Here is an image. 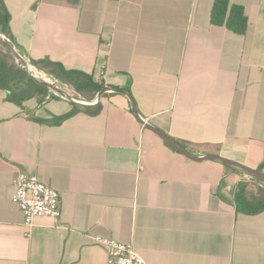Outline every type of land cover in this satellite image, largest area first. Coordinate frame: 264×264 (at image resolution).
Listing matches in <instances>:
<instances>
[{
	"label": "crops",
	"instance_id": "obj_1",
	"mask_svg": "<svg viewBox=\"0 0 264 264\" xmlns=\"http://www.w3.org/2000/svg\"><path fill=\"white\" fill-rule=\"evenodd\" d=\"M1 2L30 62L125 90L192 153L264 174V0H231L248 18L241 36L211 24L213 0ZM47 96L19 107L0 89V264H107L94 235L132 244L146 264H264V210L234 199L245 173L171 149L125 95L105 92L95 115ZM19 172L59 193L58 219L24 226Z\"/></svg>",
	"mask_w": 264,
	"mask_h": 264
},
{
	"label": "trees",
	"instance_id": "obj_2",
	"mask_svg": "<svg viewBox=\"0 0 264 264\" xmlns=\"http://www.w3.org/2000/svg\"><path fill=\"white\" fill-rule=\"evenodd\" d=\"M4 13L0 0V33L15 46L12 36L6 29L7 15ZM210 21L212 25L225 27L235 35H244L248 29V18L243 7L231 4V0H213ZM37 70L46 73L62 85L72 88L86 102L94 101L102 85L95 83L91 77L81 76L74 72L66 71L61 65L45 62L43 66L31 62ZM0 89L9 93L11 101L19 107L33 98L43 100L48 93V89L37 84L29 74L19 67L14 59L3 48L0 47ZM51 98H56L51 95ZM77 109L79 107H76ZM85 112L95 115L101 111L100 103L92 107L82 108ZM67 116L63 117L66 118ZM60 118V119H63ZM181 143L187 147L186 144ZM170 147V146H169ZM171 148V147H170ZM172 149V148H171ZM257 171H260L257 169ZM249 178L258 182L253 177ZM259 183V182H258ZM235 203L239 211L255 215L264 210V186L256 188L255 191L249 190L248 184L240 183L234 195Z\"/></svg>",
	"mask_w": 264,
	"mask_h": 264
},
{
	"label": "built area",
	"instance_id": "obj_3",
	"mask_svg": "<svg viewBox=\"0 0 264 264\" xmlns=\"http://www.w3.org/2000/svg\"><path fill=\"white\" fill-rule=\"evenodd\" d=\"M51 95L60 97L48 94L46 98L50 99ZM13 184L11 200L21 211L25 227L31 228L39 217L58 219L61 216L59 193L37 176L19 172ZM91 239L105 249L107 264H146L132 244L99 235L91 236Z\"/></svg>",
	"mask_w": 264,
	"mask_h": 264
},
{
	"label": "water",
	"instance_id": "obj_4",
	"mask_svg": "<svg viewBox=\"0 0 264 264\" xmlns=\"http://www.w3.org/2000/svg\"><path fill=\"white\" fill-rule=\"evenodd\" d=\"M0 47H2L7 53H9V55L16 61L17 65L19 67L24 69L26 72L28 71L27 65L29 64V62L27 60H25L24 56L21 53H19V51L16 49V47L8 39L7 40L3 39V37L1 35H0ZM29 75L37 84L46 87L49 91H51L56 96H60V97L67 99V100H69L75 104H79V105H83V106H91V105L97 104L101 100L102 95L108 91L125 95L126 97H128V99L130 101L131 110H132L133 114L144 125V127L149 129L150 131H152L163 142H165L168 146H170L172 149H174L175 151H177L181 155L185 156L186 158H188L192 161H196V162L214 161V162H218V163L233 167V168L249 175L250 177H253L254 179H256L258 182H260L264 186V174H262L261 172L255 170V169L249 168L245 165H241V164L235 163L233 161H230L228 159L222 158V157L217 156V155H211V154L202 155V156L196 155V154L192 153L190 150H188L186 147L181 145L179 142L170 138L165 133H163L162 131H160L156 127L152 126L151 124L147 123L144 119H142L139 116L137 109H136V106H135V103H134L130 93L125 91V90L111 88V87H103L97 93L94 101H92V102H79V101H76L70 97H67L65 92L62 89H60L59 87H57L56 85H54L53 83H48L44 80H41V79H38L37 77H34L31 74H29Z\"/></svg>",
	"mask_w": 264,
	"mask_h": 264
},
{
	"label": "rangeland",
	"instance_id": "obj_5",
	"mask_svg": "<svg viewBox=\"0 0 264 264\" xmlns=\"http://www.w3.org/2000/svg\"><path fill=\"white\" fill-rule=\"evenodd\" d=\"M1 35V34H0ZM3 37V39L7 40V37L1 35ZM2 48V47H1ZM25 60H27L29 62V65H31V62L25 58ZM15 61V60H14ZM16 63V61H15ZM17 64V63H16ZM32 66V65H31ZM33 68H35L34 66H32ZM36 69V68H35ZM36 71L42 75L46 80L50 81L51 83H53L54 85H56L57 87H59L60 89H62L65 94L67 95V97H70L76 101H79V102H86L83 100V98L80 97V95L78 93H76L73 89L65 86V85H62L61 83H59L57 80H55L54 78H51L49 77L46 73H43L39 70L36 69ZM29 74H31L29 71H27ZM32 75V74H31ZM30 76V75H29ZM34 76V75H33ZM35 77V76H34ZM47 94H53L51 91L48 90V93ZM45 101H47V98L45 99ZM27 102H25L24 104H26ZM247 175V174H245ZM248 179L250 180L249 183H248V187H249V190L251 191H255L256 188H260L262 187V184L259 182H256L254 180H251L249 178V175H247Z\"/></svg>",
	"mask_w": 264,
	"mask_h": 264
},
{
	"label": "bare ground",
	"instance_id": "obj_6",
	"mask_svg": "<svg viewBox=\"0 0 264 264\" xmlns=\"http://www.w3.org/2000/svg\"><path fill=\"white\" fill-rule=\"evenodd\" d=\"M27 64H28V63H27ZM27 66H28V71H29L32 75H34V76L37 77L38 79L44 80V81H46V82H48V83H51L50 81L46 80L42 75H40V74L36 71V69L33 68L31 65L28 64Z\"/></svg>",
	"mask_w": 264,
	"mask_h": 264
}]
</instances>
